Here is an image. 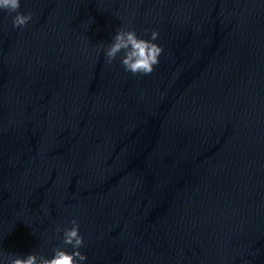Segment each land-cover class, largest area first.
I'll use <instances>...</instances> for the list:
<instances>
[{
	"label": "water",
	"instance_id": "water-1",
	"mask_svg": "<svg viewBox=\"0 0 264 264\" xmlns=\"http://www.w3.org/2000/svg\"><path fill=\"white\" fill-rule=\"evenodd\" d=\"M0 10V251L264 264V0H20ZM162 48L111 64L118 28ZM6 264V262H5Z\"/></svg>",
	"mask_w": 264,
	"mask_h": 264
},
{
	"label": "clouds",
	"instance_id": "clouds-1",
	"mask_svg": "<svg viewBox=\"0 0 264 264\" xmlns=\"http://www.w3.org/2000/svg\"><path fill=\"white\" fill-rule=\"evenodd\" d=\"M20 0H0V10L15 13L12 17L14 28H23L32 19L30 12L23 13L20 10ZM158 38V33L153 30L150 39L139 38L134 29L118 28L112 37L111 43L104 50L106 63L111 64L117 55L123 52L120 63L125 71L133 75H149L154 71V65L159 63L162 48L153 42ZM57 233L62 232V242L70 245L72 251L63 247H54L50 257L36 252L24 256L0 251V264H82L86 260L84 253L79 251L84 246V239L79 232V224L76 219L71 221V227L61 228L57 226Z\"/></svg>",
	"mask_w": 264,
	"mask_h": 264
}]
</instances>
